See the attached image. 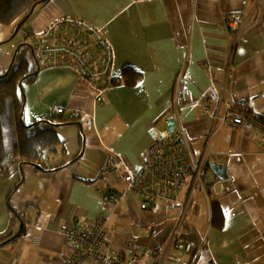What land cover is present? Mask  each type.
<instances>
[{
    "label": "crops",
    "instance_id": "0c3cea01",
    "mask_svg": "<svg viewBox=\"0 0 264 264\" xmlns=\"http://www.w3.org/2000/svg\"><path fill=\"white\" fill-rule=\"evenodd\" d=\"M237 12L244 17L239 40L227 21ZM59 18L100 29L112 51V76L120 80L131 67L142 80L135 86L114 81L96 99L94 84H83L73 71L40 66L35 81L24 85L26 123L65 118L74 107L86 113L42 124L59 138L41 158L44 168L27 161L0 175V242L25 222L22 237L0 246V264H60L66 249L60 228L103 217L112 255L128 259L129 241L137 252L165 243L177 206L143 202L108 171V158L114 149L126 165L140 166L170 117L196 157L210 133L209 161L225 164L228 177L209 169L207 192L197 193L187 215L185 247L169 246L161 264H191L198 252L195 264H264V135L214 118L230 103L264 122V0H47L18 34L31 45L35 33ZM9 44L0 46V74L19 45ZM53 106L66 107L65 114L51 113Z\"/></svg>",
    "mask_w": 264,
    "mask_h": 264
},
{
    "label": "built area",
    "instance_id": "2783aa9c",
    "mask_svg": "<svg viewBox=\"0 0 264 264\" xmlns=\"http://www.w3.org/2000/svg\"><path fill=\"white\" fill-rule=\"evenodd\" d=\"M227 21L230 27L238 32V40L242 39V13L228 15ZM22 34L26 38L29 37L27 30H23ZM31 45L39 66L56 65L73 71L83 84H94L96 99L101 97L107 86L119 80L111 74L112 51L101 36L100 29L92 28L82 19H56L42 33H35ZM180 97L184 101L188 100L186 94L181 93ZM211 98L210 100L217 104L220 101V97L214 93ZM205 108L208 109V106ZM66 109L64 106H53L50 112L64 115ZM83 113H86L84 108L74 107L71 113L64 117L76 119ZM255 115L251 109H235L227 103L222 115L215 113L214 118L227 121L234 128L254 127L264 135V122L258 121ZM208 133L207 131L203 136L204 140L206 139L204 150L202 149L196 157L183 133L176 130L162 131L147 151L145 161L136 168L126 165L123 155L110 149L108 160L111 167L108 171L121 177L127 188L135 192L143 202L177 206L178 211L167 233L166 245L157 243L137 252V244L129 241L127 249L130 256L127 259L125 253L112 255L107 252L108 230L102 221L90 222L87 226L76 223L61 229L66 238V249L60 264H161L169 246L183 249L185 244L182 239L192 203L198 192H207L206 176L211 168ZM179 137L181 141H178ZM122 166H125L123 172ZM184 185L185 191L181 194ZM109 199L113 201L116 197L111 194ZM198 257L199 252L191 264H195Z\"/></svg>",
    "mask_w": 264,
    "mask_h": 264
},
{
    "label": "trees",
    "instance_id": "16d2710c",
    "mask_svg": "<svg viewBox=\"0 0 264 264\" xmlns=\"http://www.w3.org/2000/svg\"><path fill=\"white\" fill-rule=\"evenodd\" d=\"M36 1L38 0H0V25L20 22ZM31 54L29 46H20L8 74L0 76V175L3 178L10 174L13 165L17 163L31 161L41 169L44 168L41 155L56 146L59 138L54 131L46 129L42 124L56 125L69 121V118L56 116H47L30 123L24 121L23 88L25 84L35 81L38 69L36 59L34 62ZM141 80L140 72L126 67L119 81L135 86ZM214 207L216 208L215 205Z\"/></svg>",
    "mask_w": 264,
    "mask_h": 264
},
{
    "label": "water",
    "instance_id": "95a60500",
    "mask_svg": "<svg viewBox=\"0 0 264 264\" xmlns=\"http://www.w3.org/2000/svg\"><path fill=\"white\" fill-rule=\"evenodd\" d=\"M47 0H38L36 1L32 6H31V9L29 10L28 14L26 15V17H24L20 22H18V24L16 25V27L14 28L13 30V33L11 34V36L6 39V40H3V41H0V46L11 41L12 39H14L16 37V35L18 34L19 30L21 29L22 25L24 24V22L26 21V19L32 14L35 6L37 4H39L40 2H45ZM22 45H26V46H29L30 44L29 43H20L18 45V47L16 48V50L14 51V54H13V60L9 66V68L5 71V73H1L0 76H6L9 72V69L11 68L16 56H17V53H18V50L20 48V46ZM31 46V45H30ZM32 52V55L33 57H35V53H34V50L32 49L31 50ZM36 59V58H35ZM37 62V60H36ZM37 65H38V62H37ZM39 69H40V66L38 65V69L36 70L35 74H37L39 72ZM19 85L20 87L22 86V81L19 82ZM167 128H168V131H171L173 132L176 128V123H175V120H174V117H170L168 119V124H167ZM178 141H181V138H178ZM35 165V164H34ZM37 166V165H36ZM210 166H211V169L212 171L217 175V177H219L220 179H225L228 177L227 175V166L225 164H221V163H218L216 161H210ZM38 167V166H37ZM24 225H25V222L23 219H20V225H19V230L11 235L10 237L6 238L5 240L1 241L0 242V246H3L11 241H14L16 240L18 237L21 236L23 230H24Z\"/></svg>",
    "mask_w": 264,
    "mask_h": 264
},
{
    "label": "rangeland",
    "instance_id": "374dc122",
    "mask_svg": "<svg viewBox=\"0 0 264 264\" xmlns=\"http://www.w3.org/2000/svg\"><path fill=\"white\" fill-rule=\"evenodd\" d=\"M13 23V22H12ZM10 24V25H4V26H1L2 28H0V41H3V40H6V39H8L10 36H11V34L13 33V30H14V28L16 27V25L18 24V23H16V24ZM15 25V26H14ZM10 42V41H9ZM15 43H18V44H20V43H24L22 40H21V38H20V35L18 34V35H16V37L13 39V40H11V44H9L10 46L12 45V44H15ZM7 44V43H6ZM6 44H4V45H6ZM3 45V46H4ZM32 49H33V47H32ZM34 50V49H33ZM52 66H56V65H52ZM62 67V66H61ZM9 67H7V69H8ZM64 68H66V67H64ZM6 69V70H7ZM5 70V71H6ZM5 71H4V73H5ZM38 74V73H37ZM47 153H48V151H45L42 155H41V158L43 159V158H45V155H47ZM14 211V210H13ZM102 221L104 224H105V226H106V223H107V219H106V217H103V218H98V219H96V220H94V221ZM94 221H91V222H94ZM77 223V222H76ZM76 223H69V224H64L63 226H66V225H73V224H76ZM90 223V222H89ZM79 224V223H78ZM62 226V227H63ZM62 227L60 228V232H61V229H62ZM22 235V234H21ZM9 237V236H8ZM8 237H6V238H8ZM22 237V236H21ZM5 238V239H6Z\"/></svg>",
    "mask_w": 264,
    "mask_h": 264
},
{
    "label": "flooded vegetation",
    "instance_id": "af4514ba",
    "mask_svg": "<svg viewBox=\"0 0 264 264\" xmlns=\"http://www.w3.org/2000/svg\"><path fill=\"white\" fill-rule=\"evenodd\" d=\"M4 73V72H3Z\"/></svg>",
    "mask_w": 264,
    "mask_h": 264
}]
</instances>
